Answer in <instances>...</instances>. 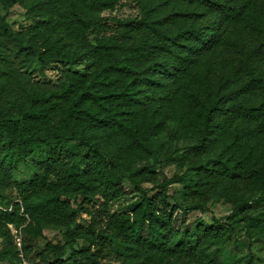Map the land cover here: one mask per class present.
<instances>
[{
	"label": "trees",
	"instance_id": "16d2710c",
	"mask_svg": "<svg viewBox=\"0 0 264 264\" xmlns=\"http://www.w3.org/2000/svg\"><path fill=\"white\" fill-rule=\"evenodd\" d=\"M120 1L0 0V260L23 264L13 225L25 254L62 230L35 250L47 264L264 262L226 247L241 225L264 250V0H134L112 24ZM16 4L33 20L20 30L1 12ZM35 61L86 66L33 84L19 70ZM164 133L186 142L166 159L184 170L160 178ZM131 192V210H110ZM217 202L224 220L177 223Z\"/></svg>",
	"mask_w": 264,
	"mask_h": 264
},
{
	"label": "rangeland",
	"instance_id": "374dc122",
	"mask_svg": "<svg viewBox=\"0 0 264 264\" xmlns=\"http://www.w3.org/2000/svg\"><path fill=\"white\" fill-rule=\"evenodd\" d=\"M2 14H6V21L16 30H20L22 28L28 27L33 24V20L28 18L26 14V10L21 7L19 4L14 5L8 10L1 9ZM139 13L138 5L134 0H121L119 4L115 7L114 10L104 11L103 14L109 18L110 23H115L113 17L127 19L130 20ZM86 64L67 66L64 62H57L46 66L43 71L41 68V64L37 61L31 63L27 67H24L19 70V73L24 78H27L33 84H37L39 82L44 83H53L57 82L62 75V70L64 68H71L74 70H78L80 72L84 71ZM2 78L0 77V84L2 82ZM186 142L184 140H172L168 134H162L158 140L154 142L155 148L158 150L160 156L159 160L161 162L157 163L156 171L158 172L160 178L170 177L174 173L183 172L184 168H180L173 161L166 160L173 150L178 147L184 145ZM182 152L175 155V157H180ZM21 176H26V170H23ZM145 186H151L150 183L145 184ZM128 190H132V187L128 186ZM181 185L174 184L170 187L169 192H176V194L180 193ZM10 199H14L16 196L15 191L6 192ZM81 200V199H80ZM140 200V195L138 193H129L126 196H122L116 200L110 202L109 207L110 210L113 211H127L131 210L132 207ZM102 202L101 199H98L96 202L91 204H86L90 210H96L99 204ZM172 202V201H171ZM210 210L202 212L200 210H190L188 212H179L178 216V224H181L182 220L187 222H192L195 219L202 217L208 222H213L214 218H226V216L231 211V205L225 202H217V203H209ZM91 216L84 211H81L78 215V222L81 225L87 226L90 222ZM12 233L14 234V243L20 251V256H22L23 264H47L45 261H42L36 255V249L41 247L46 239L51 240L53 242H63L62 230L59 227L48 226L44 229L45 239H38L34 242L35 247L32 252L25 254L24 250V242L23 238L27 237L23 236L21 232L16 229L13 225L10 226ZM244 228L241 225L236 226L235 232L229 237L227 241V250L229 252H239L241 254H248L249 251H253L257 258L264 257V250L260 249L259 242H252L250 239L244 234ZM86 244L84 241H79L75 247L80 248L82 245ZM1 248V245H0ZM0 264H9L8 260H0ZM102 264H117L115 256L110 254L106 258L102 260ZM256 264H264L259 259H256Z\"/></svg>",
	"mask_w": 264,
	"mask_h": 264
}]
</instances>
